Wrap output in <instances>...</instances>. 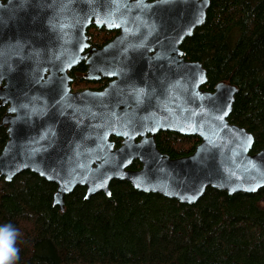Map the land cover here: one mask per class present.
Listing matches in <instances>:
<instances>
[{
    "label": "water",
    "instance_id": "1",
    "mask_svg": "<svg viewBox=\"0 0 264 264\" xmlns=\"http://www.w3.org/2000/svg\"><path fill=\"white\" fill-rule=\"evenodd\" d=\"M210 0H0V178L29 170L55 183L52 203L84 186V198L111 195L126 180L143 192L195 202L207 187L256 192L264 146L228 121L238 88L184 57L180 45L206 18ZM91 25L118 33L84 52ZM98 89H72L81 60ZM196 135L191 153L170 157L155 134ZM111 137L119 138V144ZM133 160L140 166L130 168ZM264 203V195L260 199Z\"/></svg>",
    "mask_w": 264,
    "mask_h": 264
},
{
    "label": "trees",
    "instance_id": "2",
    "mask_svg": "<svg viewBox=\"0 0 264 264\" xmlns=\"http://www.w3.org/2000/svg\"><path fill=\"white\" fill-rule=\"evenodd\" d=\"M94 27L91 38L105 39L109 30ZM180 47L205 67L202 87L212 90L222 79L237 86L228 121L253 133L251 153L263 147L264 0H210L205 21ZM84 70L81 60L68 71L72 88L89 81ZM6 139L0 123V150ZM155 140L162 152L180 157L199 137L163 130ZM139 166L133 160L129 167ZM109 186L110 196L89 198L76 186L59 209L52 203L55 183L36 173L0 178V225L10 222L21 232L17 264H264V186L232 194L207 187L191 203L136 190L126 180Z\"/></svg>",
    "mask_w": 264,
    "mask_h": 264
},
{
    "label": "clouds",
    "instance_id": "3",
    "mask_svg": "<svg viewBox=\"0 0 264 264\" xmlns=\"http://www.w3.org/2000/svg\"><path fill=\"white\" fill-rule=\"evenodd\" d=\"M20 230L12 223L0 225V264H17L20 259Z\"/></svg>",
    "mask_w": 264,
    "mask_h": 264
},
{
    "label": "flooded vegetation",
    "instance_id": "4",
    "mask_svg": "<svg viewBox=\"0 0 264 264\" xmlns=\"http://www.w3.org/2000/svg\"><path fill=\"white\" fill-rule=\"evenodd\" d=\"M94 28H95L94 25H91L87 28L86 34L88 35V39H87L88 46L85 48L84 52H88L89 50H92L93 48L98 49V48L103 47L110 39H112L118 33V30L113 29V30H109L105 39L100 40L99 37L96 39H93V38H91V35L93 34V36H94L96 33V32H94V33L92 32ZM82 61L85 64V70H86L87 65H86L84 59ZM85 70H84V72H85ZM84 72H83V74H84ZM107 81H108L107 79H103V78L98 79V80H92V81L89 80V81L85 82L84 88L98 89V88L102 87L103 85H105V83Z\"/></svg>",
    "mask_w": 264,
    "mask_h": 264
},
{
    "label": "rangeland",
    "instance_id": "5",
    "mask_svg": "<svg viewBox=\"0 0 264 264\" xmlns=\"http://www.w3.org/2000/svg\"><path fill=\"white\" fill-rule=\"evenodd\" d=\"M74 87L72 89H80V88H84V84L80 83V84H74Z\"/></svg>",
    "mask_w": 264,
    "mask_h": 264
},
{
    "label": "bare ground",
    "instance_id": "6",
    "mask_svg": "<svg viewBox=\"0 0 264 264\" xmlns=\"http://www.w3.org/2000/svg\"><path fill=\"white\" fill-rule=\"evenodd\" d=\"M199 197H200V196H199ZM199 197H198V198H199ZM198 198H197V199H198Z\"/></svg>",
    "mask_w": 264,
    "mask_h": 264
}]
</instances>
